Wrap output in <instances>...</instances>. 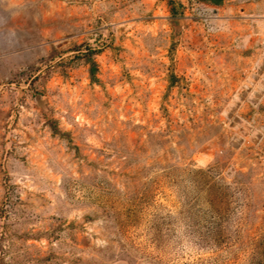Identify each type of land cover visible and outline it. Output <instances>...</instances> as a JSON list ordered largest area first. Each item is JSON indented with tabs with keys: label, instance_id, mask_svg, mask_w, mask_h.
Masks as SVG:
<instances>
[{
	"label": "rangeland",
	"instance_id": "1",
	"mask_svg": "<svg viewBox=\"0 0 264 264\" xmlns=\"http://www.w3.org/2000/svg\"><path fill=\"white\" fill-rule=\"evenodd\" d=\"M0 264H264V0H0Z\"/></svg>",
	"mask_w": 264,
	"mask_h": 264
},
{
	"label": "crops",
	"instance_id": "2",
	"mask_svg": "<svg viewBox=\"0 0 264 264\" xmlns=\"http://www.w3.org/2000/svg\"><path fill=\"white\" fill-rule=\"evenodd\" d=\"M197 1H203V2L209 3V4H211V5H221V4H223V2H225V0H221V1H222L221 4H216V3H214V2H212V1H210V0H197Z\"/></svg>",
	"mask_w": 264,
	"mask_h": 264
},
{
	"label": "trees",
	"instance_id": "3",
	"mask_svg": "<svg viewBox=\"0 0 264 264\" xmlns=\"http://www.w3.org/2000/svg\"><path fill=\"white\" fill-rule=\"evenodd\" d=\"M210 1H212V2H214L216 4H221L222 3L221 0H210ZM94 70H95V68L93 67L91 73H94Z\"/></svg>",
	"mask_w": 264,
	"mask_h": 264
}]
</instances>
